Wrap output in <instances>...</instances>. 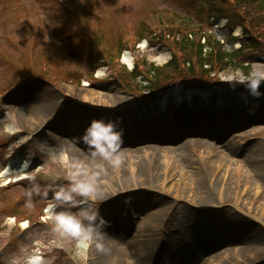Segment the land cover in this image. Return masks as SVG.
I'll use <instances>...</instances> for the list:
<instances>
[{
  "label": "rangeland",
  "instance_id": "obj_1",
  "mask_svg": "<svg viewBox=\"0 0 264 264\" xmlns=\"http://www.w3.org/2000/svg\"><path fill=\"white\" fill-rule=\"evenodd\" d=\"M200 9L206 10L202 0H0V169L6 167V173H13L12 178L18 182L0 190L1 264H96L98 259L94 254L101 250L97 241L103 238L105 230L122 242L123 251H115L118 257L132 261V254L139 247L136 241L148 240L150 236L143 232V237L138 238L144 223L153 225L154 230L152 263L145 264H158V259L168 264H264V252L258 251L264 247V107L261 105H264V82L258 94H253L244 85L246 71L230 67L219 73V79L229 82L223 87L175 85L159 95L137 101L139 94L117 86L114 72L108 68H101L92 76L89 61L79 50L80 31L92 34L103 29L110 48L116 45L117 37L125 35L122 39L131 44V51L126 53L130 52L135 61L143 58L162 66L171 57L165 45L147 38L137 43L134 50L132 42L136 39L130 36L139 35L138 27L143 24H149L148 30L157 34L155 28L171 25V20L165 17L168 13L175 16L174 26L180 32L187 26L182 20L199 25L205 22L204 32H210L225 44L227 52L239 50L240 44L232 38L241 36V30L231 33L226 21L208 24L207 13L200 14ZM80 25H84L83 29ZM29 52L36 57L37 64L49 65L53 70L50 75L58 79L48 81L45 75H41L44 79L32 75L34 69L29 59L35 62V58L28 57ZM105 54L113 55L111 51ZM253 70H264V58L253 62L251 73ZM29 74L38 80L26 82ZM92 94L94 98L102 96L110 109L119 103L105 98L108 95L119 97L124 103L117 111L108 106L103 110L102 102L93 100L100 106L85 103L84 97ZM54 96L61 98L53 108L54 113L63 118L49 129L57 133H69L75 125L85 131V117L81 123L72 117L80 109H100L104 116L112 112L113 117L127 113L118 123L123 131L122 152L126 158L131 155L124 152L133 151L137 142L140 147L169 142L167 138L173 135L170 121L175 122L172 130L179 133L173 136L177 148L193 145V141H187L189 138H211L215 141L206 145L214 152L207 155L189 149V158L184 152L176 155L177 158L170 155L173 159L161 160L146 171L145 178L154 184L145 180L136 189L130 190L124 184L133 178L131 175L116 174L121 176L116 178L122 188L115 195L100 193L99 174L92 194L95 199L85 198L70 192L67 178L73 161L67 160L71 149L80 154L79 160L83 156L92 158L80 148L79 144H85L83 140L74 136L66 143H51L48 136L42 135L43 128L37 129L44 121L35 125L33 120L22 116V112L31 114L33 106L50 107ZM244 96L258 97L260 105L233 108L232 104ZM197 109L201 112H196ZM209 118H217L218 122L214 119L208 122ZM89 121L91 124L90 118L85 123ZM203 122L211 123L208 129L200 125ZM148 127L151 128L147 130ZM251 127H258L253 135L238 136ZM129 128L139 136L129 138ZM151 130L163 135L150 138L147 134H153ZM189 134L194 136L185 138ZM103 164L104 175L109 174V169L114 171L108 162ZM141 171L138 170V176ZM157 182L164 184V188L155 186ZM69 194L71 200L66 199ZM84 207L99 211L86 257L81 256L78 248L80 237L54 230L56 216L78 213ZM36 258H40L38 263H34Z\"/></svg>",
  "mask_w": 264,
  "mask_h": 264
},
{
  "label": "trees",
  "instance_id": "obj_2",
  "mask_svg": "<svg viewBox=\"0 0 264 264\" xmlns=\"http://www.w3.org/2000/svg\"><path fill=\"white\" fill-rule=\"evenodd\" d=\"M202 2L206 10L200 9L199 13H207L205 21L214 19L217 22L226 19L229 30L234 31L238 27L243 29L244 38L235 39L242 43V49L228 53L214 36H204L206 41L203 43L200 30H197L199 34L188 29L187 33L180 32L172 22L166 28V24L162 29L155 28L157 34L148 30L147 24H143L138 28L139 34L147 36L150 31L151 35H155L152 41L165 45L171 51V60L163 67L142 61L133 72L127 71L119 63L111 62L109 64L115 74L114 83L128 89L132 94L135 92L139 97L147 98L148 95H144L146 90L152 95L179 84H218L220 83L218 74L230 67L235 69L241 67L246 71L248 78L251 73L250 64L258 57L264 58V0H202ZM164 28L167 29V33ZM87 34L79 33L81 43L79 50L89 61L94 73L98 67L107 65L102 61L105 59L108 61L109 55H106L107 50L102 48V43L106 42L104 33L98 34L100 36L98 39ZM116 46L121 52L125 47L122 38L116 40ZM139 77L145 78L148 85L140 84ZM262 84L263 82L260 85Z\"/></svg>",
  "mask_w": 264,
  "mask_h": 264
},
{
  "label": "bare ground",
  "instance_id": "obj_3",
  "mask_svg": "<svg viewBox=\"0 0 264 264\" xmlns=\"http://www.w3.org/2000/svg\"><path fill=\"white\" fill-rule=\"evenodd\" d=\"M125 59L128 63L132 64L133 63V59L134 58H131L129 55H125ZM160 60V58H159ZM101 95V94H100ZM96 97L94 94H92V97L90 96H86L84 97V101L86 104H91L90 106H94V105H97L98 103H95L93 100L95 101H99L100 104L104 103V107H103V110L104 109H107V106L108 108L110 109L111 106L104 102V99L101 98L102 96L98 97V98H94ZM107 99H110L111 101H114L115 104L116 103H119L117 105H113L112 108L113 109H110L112 111H117L120 109V107L123 105L122 103V100L119 98V97H115V96H112V95H108V97H105ZM61 98L60 97H53L51 98L50 100V107H47V106H33L31 108L32 110V113L31 114H27L26 112H22V116L23 117H27V118H30L31 121L33 120V124L37 125L40 121H44L42 123L39 124V126L37 127V129L39 128H45L46 126V129L47 130H51L49 129L50 126H52V124H58L60 121H61V118H63V115L62 116H57L56 113H54V106L56 105V103L59 102ZM259 98L258 97H252V96H244L240 101H236L234 102V104H232V107H237V109H239L240 107H242V105H244V107L248 106V107H255V105L259 106L260 105V100H258ZM257 100V101H256ZM235 101V100H234ZM102 102V103H101ZM100 104H98L100 106ZM39 105V104H38ZM97 105V106H98ZM262 107H264L263 104H261ZM117 107V108H116ZM124 108L126 106H123ZM130 107H128L129 109ZM100 111V109H94V108H91V109H80V111L78 112V114H72V117L74 118H77L78 119V122H82V118L85 117V120L83 121V128L85 129V131L87 130V128L89 127L88 124H90V121L89 123H85V121H88L89 118L91 119V123L94 119H100V118H104V119H107V120H115L117 121V123L121 124V121L123 119H125L127 117V113L126 115H124L123 112H121V114L118 116V117H113V113L112 112H109L108 115L104 116V112L102 114V111ZM186 109L183 110V112H185ZM50 111V112H49ZM130 111V110H129ZM47 113V115H44V113ZM188 112V111H186ZM196 112H201L200 109H197ZM129 113V112H128ZM40 115H44V116H40ZM39 117H42V118H39ZM55 117H57V120L55 121ZM49 118V119H48ZM88 118V120H87ZM45 119H48L47 121ZM213 119L214 118H209L207 121L208 122H213ZM216 122L217 121V118L214 119ZM236 122H233L232 124H234ZM211 123H202L201 126L205 129H208L209 125ZM204 125V126H203ZM219 125L221 126V122L219 123ZM82 128V126H81ZM258 127H254V128H247L246 130L242 131V133H238V136H244V137H250L249 134L253 135L255 130H257ZM79 129V130H78ZM36 129H34L35 131ZM85 131L82 132V129H80V127H78V125H75V128H73V130L71 132L68 133V131H64V132H61L60 133V137H55L54 135H51L50 134V137L55 140L56 142H60V143H66V142H69V139H73L75 138L74 136H77L78 138H80V140H83V136H84V133ZM213 131V130H212ZM51 132H54V131H50L49 133ZM56 133V132H54ZM48 133H46L47 135ZM208 134H209V131H208ZM59 135V134H58ZM193 141V145L191 144H186L184 146H182L181 148H177L176 146V140H173V146L172 144H162V143H158V144H149V145H146L145 147H140V143H136L134 142V147L135 149L132 150H128V151H125L124 153L126 152H129L128 154H130L131 156L126 158V156H124L127 160L123 159L121 165L119 167H116L114 168L112 165H110L114 171H112L111 169H109V174L107 175H104L106 174V168L104 166V161H94L93 158H89V159H84L85 157H81L83 159V161H86L88 162L89 164H92L93 167L97 164V163H102L103 164V168L102 169H97L99 172H100V179L101 181L99 182V186L101 187V190H100V193H105L107 195L109 194H112V195H115L117 194L118 192H120L122 186L120 185V181L118 178L116 177H121V176H124L125 177L127 176V174L131 175L133 178H131L130 181H127L125 182L124 184L126 185L127 184V187L128 189H136V188H139L140 186H142L141 184H138L139 182L140 183H143L145 180H148L147 182H151L152 184H154V182H152L151 180L148 179V177L145 178V174H146V171H149L148 168L151 167V166H154V165H158L160 163V161H168V159H173V157L170 158V155L174 156L175 158L176 155H178L180 152H184L186 153V158H189V149H194V150H200L203 154H211V152H214L212 151V148H210L208 145L212 142H214L215 140L209 138H204V139H198V138H189L187 139V141ZM200 143L199 144H197ZM205 144H203V143ZM209 143V144H208ZM208 144V145H206ZM68 145V143H67ZM88 146V145H87ZM89 147V146H88ZM179 150V151H178ZM123 151V150H122ZM217 152V150H216ZM215 152V153H216ZM88 154H90V150L87 151ZM127 154V155H128ZM58 155H60L58 153ZM133 155V156H132ZM86 156V155H85ZM65 157V155L63 156ZM80 158V154H78L75 150L71 149L69 151V154L67 156V160H79ZM134 158V160L132 161L131 159ZM46 160V159H45ZM48 161V160H47ZM147 161V162H146ZM149 161V162H148ZM141 163L142 166L138 167V164ZM149 164V165H148ZM162 166L159 167V169H162L161 168ZM142 170V174L138 176V170ZM191 173V172H190ZM116 174H119L121 176H117ZM147 175V174H146ZM191 176H193V174L191 173ZM191 181V180H190ZM192 182V181H191ZM123 184V183H122ZM151 184V185H152ZM161 186L164 188V184H159L158 182L155 183V186ZM186 187H188V184L186 185ZM191 187V186H190ZM99 193V194H100ZM221 197V195H220ZM85 208V207H84ZM258 219L261 218V216L257 217ZM57 221V220H56ZM130 226H128V229H129ZM44 230H46L44 228ZM43 229L40 230V233H43L44 231ZM141 231H139V235H138V238L140 239L141 237H143V232L146 233V235L150 234L149 237H147L148 240H140L139 241H136V243L139 245V247L136 249V251L134 252L135 254H132V261H128V258L125 259V261L122 260V258L120 259V257H118V253L115 252V251H123V248H122V242L117 240L115 236H113L111 233H110V230H105L104 231V234L102 235L103 238L98 240L97 241V244L101 245L100 246V251H96L95 254H94V258L98 259L97 262H95L96 264H100V263H103V264H145L147 261V263H152V258H151V244H152V236H153V225H150L147 224V223H144L142 225V229H140ZM264 238V237H263ZM125 240V239H123ZM94 242V241H93ZM121 242V243H120ZM125 244V242H123ZM132 246H134V241H132ZM78 248H79V251L81 253V256L83 257H86V254L89 250V244H88V241L86 240H81L79 243H78ZM156 249V248H155ZM260 252H264V247L261 248L260 250H258ZM97 253V254H96ZM113 253L117 254V256L113 255ZM97 256V257H96ZM99 256L100 259L98 258ZM37 260H35L34 263H38L40 261V258L38 260V258H36ZM140 262V263H138Z\"/></svg>",
  "mask_w": 264,
  "mask_h": 264
},
{
  "label": "clouds",
  "instance_id": "obj_4",
  "mask_svg": "<svg viewBox=\"0 0 264 264\" xmlns=\"http://www.w3.org/2000/svg\"><path fill=\"white\" fill-rule=\"evenodd\" d=\"M261 82H264V70H253L247 78L246 86L253 94H258ZM83 142L89 146L90 155L94 161H106L114 168L121 165L124 158L122 152L123 131L117 121L104 118L94 119L84 133ZM52 159L55 157L53 156ZM102 168V163H97L94 168L86 161L73 160L67 173L70 192L78 193L88 199H95L92 194L100 174L97 169ZM66 199L71 200L72 196L69 194ZM98 218V209L93 211L89 208H81L78 213L56 216L57 224L54 230L61 234H69L80 237L82 240L91 241L94 238ZM97 246L100 247L99 244Z\"/></svg>",
  "mask_w": 264,
  "mask_h": 264
}]
</instances>
